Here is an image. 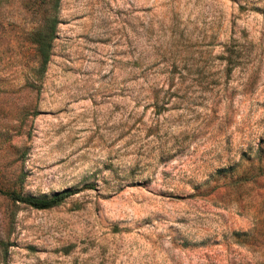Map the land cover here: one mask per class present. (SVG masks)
<instances>
[{
  "label": "rangeland",
  "instance_id": "374dc122",
  "mask_svg": "<svg viewBox=\"0 0 264 264\" xmlns=\"http://www.w3.org/2000/svg\"><path fill=\"white\" fill-rule=\"evenodd\" d=\"M0 264H264V0H0Z\"/></svg>",
  "mask_w": 264,
  "mask_h": 264
},
{
  "label": "trees",
  "instance_id": "16d2710c",
  "mask_svg": "<svg viewBox=\"0 0 264 264\" xmlns=\"http://www.w3.org/2000/svg\"><path fill=\"white\" fill-rule=\"evenodd\" d=\"M55 36V19L51 16L45 18L44 25L32 34V42L36 46L41 67L49 61L51 42ZM69 194H59L49 198H35L17 196L13 199L36 210H47L59 206Z\"/></svg>",
  "mask_w": 264,
  "mask_h": 264
}]
</instances>
